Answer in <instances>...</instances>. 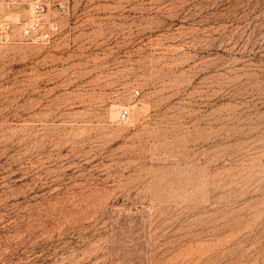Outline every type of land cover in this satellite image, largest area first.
I'll use <instances>...</instances> for the list:
<instances>
[{"label":"rangeland","instance_id":"374dc122","mask_svg":"<svg viewBox=\"0 0 264 264\" xmlns=\"http://www.w3.org/2000/svg\"><path fill=\"white\" fill-rule=\"evenodd\" d=\"M40 1L50 45L0 0V264H264V0Z\"/></svg>","mask_w":264,"mask_h":264},{"label":"built area","instance_id":"2783aa9c","mask_svg":"<svg viewBox=\"0 0 264 264\" xmlns=\"http://www.w3.org/2000/svg\"><path fill=\"white\" fill-rule=\"evenodd\" d=\"M33 12L31 20L21 28V36L32 43L50 45L56 40L60 32V25L57 21H46L45 17L48 11H46L44 4L40 0H35ZM58 13L65 15L68 13V8L65 5H59ZM10 31L11 25L9 23L0 24V42L10 41ZM126 117L127 113H122V118Z\"/></svg>","mask_w":264,"mask_h":264}]
</instances>
